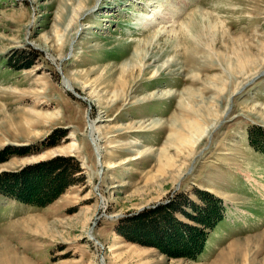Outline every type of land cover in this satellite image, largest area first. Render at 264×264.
<instances>
[{"label":"rangeland","instance_id":"1","mask_svg":"<svg viewBox=\"0 0 264 264\" xmlns=\"http://www.w3.org/2000/svg\"><path fill=\"white\" fill-rule=\"evenodd\" d=\"M196 12L217 26L199 42ZM262 71L264 0H0V172L37 199L65 176L34 164L73 157L82 180L0 194V264H264Z\"/></svg>","mask_w":264,"mask_h":264},{"label":"trees","instance_id":"2","mask_svg":"<svg viewBox=\"0 0 264 264\" xmlns=\"http://www.w3.org/2000/svg\"><path fill=\"white\" fill-rule=\"evenodd\" d=\"M32 55L30 52L28 51H19V52H15V59L12 58V56H9L7 58L8 63L13 64V65H18L20 62L21 64L25 63V61H32ZM10 64V65H11ZM59 133H61L60 129L56 130L54 133L51 134V136H49V138L39 141L37 143H34L30 146H27L26 148L29 149V151H34V152H39L51 145H54L56 142H58V140H56L55 138L57 137V135H59ZM25 146L20 145V146H16V147H10L7 148L6 154L7 156L9 155V153H13L15 155H22L23 153V149H26ZM3 151L6 150L2 149ZM1 150V151H2ZM28 151V150H27ZM28 153V152H27ZM73 157H67V156H58L55 158H52L51 160H47L44 163L39 162L37 164H34L32 167H36L35 165H40L43 166L45 165L46 167H50V170L52 173H59V174H63V176H65L64 182L61 183L60 185H58L54 190H51L50 192H48L45 196H42L43 198H35V197H31L29 196V190L28 189H23L19 186H15L13 184H9V181H7L8 179L13 180V177L15 174L13 173H6V172H0V194H2L3 196H8V197H12L17 199L20 202H27V203H31V204H37V205H43L46 201L50 200L51 198L55 197V193L56 191L60 190L61 188H63V186L66 184L65 182H70V183H76L79 181H82L80 179H76L75 173L80 172V166L79 163L77 161H72ZM29 168V167H28ZM22 171H19L18 173H20ZM80 178H83V175L80 176ZM39 181V180H38ZM23 185V181L21 182ZM38 183V182H37ZM65 183V184H64ZM174 208L175 207H171ZM162 207L158 208H150L148 209L151 213H161L163 210H161ZM149 212V213H150ZM188 227V226H186ZM118 232L120 234H123L126 238H128L126 236V232L125 229L119 227L118 228ZM129 240H131L130 238H128ZM134 241H136L134 239ZM203 241L199 240L197 242V244H201ZM144 243V242H141Z\"/></svg>","mask_w":264,"mask_h":264},{"label":"bare ground","instance_id":"3","mask_svg":"<svg viewBox=\"0 0 264 264\" xmlns=\"http://www.w3.org/2000/svg\"><path fill=\"white\" fill-rule=\"evenodd\" d=\"M79 8H81V9H79ZM78 9H74V11H73V14L70 16V18H69V20H68V22L66 23V26H65V28H64V30H62L63 32H60L59 30H57V32L56 33H58L57 35H58V40H59V42L61 41L62 43H63V41L65 40V38H66V36H67V32H68V30H70L74 25H75V23H77V21H78V19L80 18V17H82V16H84L85 14H86V7H85V5L83 6V7H79ZM83 14V15H82ZM205 20V15H203V14H198L197 12L196 13H193V14H190V15H188V17H187V20H186V22H184L182 25H183V29H184V33H186V35L188 34L189 36H191V38H193V39H195V40H198V42L199 41H202V33H201V31H200V28H201V25H206V28L209 30L208 31V33L211 35L214 31H215V29L217 28V26H214L211 22H209L208 24H205V23H202V21H204ZM200 26V27H199ZM62 43H60V44H62ZM140 52H136V54H135V56H134V58H133V60L135 59V60H137L136 62H137V64L135 63V64H131L130 66H129V64L130 63H132L131 61H130V63L128 62V63H126L123 67H125V69H127V71L129 70L130 71V69L129 68H131V66L133 65V67H137L140 63L138 62V60L140 59ZM149 55V53L147 52V53H145V57H147ZM149 57H150V55H149ZM258 57H253L252 58V56L251 55H247L246 57H245V59H244V62H243V66L244 67H248V65H252V63H253V65H255V66H257V64H258ZM144 65V64H143ZM145 66V65H144ZM168 65L167 64H164V65H162L161 66V69H163V68H166ZM141 67V69H142V66H140ZM248 70V69H247ZM263 72V71H262ZM261 74V73H260ZM259 75V74H258ZM258 75H256V76H258ZM254 78V77H253ZM252 78V79H253ZM250 82V81H249ZM249 82L247 83V84H249ZM68 84V83H67ZM90 123H91V125H90ZM93 123H94V121H91L89 118H88V127H89V137L90 138H92L93 140H94V142H95V144H97V140H96V138L94 137H92L93 135H92V133H93V127H94V125H93ZM92 128V129H91ZM95 129H96V127H95ZM95 133V132H94ZM199 133H200V131H198L197 133H196V135H199ZM91 139V140H92ZM93 142V143H94ZM95 148H96V145H95ZM96 151H98L97 150V148H96ZM89 235H92V232H91V230H89Z\"/></svg>","mask_w":264,"mask_h":264},{"label":"water","instance_id":"4","mask_svg":"<svg viewBox=\"0 0 264 264\" xmlns=\"http://www.w3.org/2000/svg\"><path fill=\"white\" fill-rule=\"evenodd\" d=\"M264 72H262L261 74H259L258 76H256L255 78H253V79H251L250 80V82H249V84L250 83H252V82H254L260 75H262ZM66 77H64L63 75H62V82H63V85H64V80H67V78L65 79ZM66 86V85H65ZM78 97V96H77ZM93 144V143H92ZM93 147H94V150H95V152H96V155H97V161H98V165H99V173L101 172V170H102V165H101V162H100V153H99V151H96V148H95V146H94V144H93ZM90 237L91 238H93V236L92 235H90Z\"/></svg>","mask_w":264,"mask_h":264}]
</instances>
